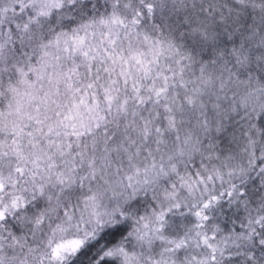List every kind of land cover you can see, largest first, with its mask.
<instances>
[{
  "label": "snow or ice",
  "instance_id": "snow-or-ice-1",
  "mask_svg": "<svg viewBox=\"0 0 264 264\" xmlns=\"http://www.w3.org/2000/svg\"><path fill=\"white\" fill-rule=\"evenodd\" d=\"M0 264H264V0H0Z\"/></svg>",
  "mask_w": 264,
  "mask_h": 264
}]
</instances>
